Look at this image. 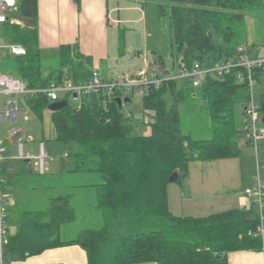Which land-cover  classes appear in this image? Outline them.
I'll use <instances>...</instances> for the list:
<instances>
[{"label":"trees","instance_id":"obj_1","mask_svg":"<svg viewBox=\"0 0 264 264\" xmlns=\"http://www.w3.org/2000/svg\"><path fill=\"white\" fill-rule=\"evenodd\" d=\"M154 1L159 17L171 29V64L185 67L235 58L237 48L248 45L246 14L264 12V0ZM17 4L15 19L36 22L37 0H18ZM3 25L4 38L26 53L7 55L1 72L19 79L27 90L65 81L80 85L91 78L94 71L85 65L89 59L69 45L59 48V68L43 77L36 28L8 21ZM154 64L164 67L163 56ZM239 73L246 77V71L234 69L220 78L207 77L196 89L210 120V138L201 140L181 130L177 104L184 101L186 92L195 90L185 82L162 85L141 97L142 109L151 118L147 135L133 134L131 114L126 115L112 99L105 104L102 93L81 97L79 107L69 105V96L60 98L68 104L51 112L55 141L81 148L75 155L74 172L99 176L101 183L94 186L95 208L103 227L62 241L61 227L73 221L74 211L70 198L60 197L45 211L20 215L17 233L6 237L5 259L21 261L70 245L85 251L86 264H228L230 253L262 252L263 240L254 236L259 218L253 205L194 218L172 215L167 203L168 179L175 171L184 191L190 162L240 156L243 131L236 106L246 105L250 96L247 82L236 79ZM263 74L264 69L255 70V82ZM50 103L40 92L23 94L19 100L21 109L26 106L39 119ZM259 112L264 113V95L259 98ZM2 173L8 182L3 169Z\"/></svg>","mask_w":264,"mask_h":264},{"label":"rangeland","instance_id":"obj_2","mask_svg":"<svg viewBox=\"0 0 264 264\" xmlns=\"http://www.w3.org/2000/svg\"><path fill=\"white\" fill-rule=\"evenodd\" d=\"M18 2V0H16ZM94 2L88 11L82 8V2L78 4L72 0L74 8L77 10L75 23L78 29L72 36H69L70 45L76 47V50L89 59L85 63L86 67L95 71L98 76L105 81L112 80L121 73H137L144 68V61L149 64L157 62L158 56L164 58L166 67L170 68L172 63L171 29L165 18H160L154 0H91ZM245 28L247 41L257 44L260 50L264 51V12H259L256 16L246 14ZM63 38L58 37V43ZM41 66L44 72H52L59 68L58 47L42 48ZM261 51V52H262ZM155 52V53H154ZM152 68H159L154 64ZM2 61L0 60V73ZM264 94V75L260 76L252 87V95L259 102V95ZM64 98V95H60ZM7 97L0 95V110L4 108V102ZM69 105L79 107V100H68ZM246 105H237L236 119L239 121L241 110ZM179 112L180 126L184 134H188L192 139L201 140L210 138V120L206 112L204 102L200 98L198 90L186 92L184 101L177 104ZM23 113L20 114L15 123L10 124L0 120V137L11 139L7 133L16 130L22 126L27 131V137L23 139L22 145L25 150L27 146L35 148V153L39 152L40 143L44 144V153L46 158L43 162L45 172L40 174L39 167H32L33 161L23 160L7 163L3 160L5 151L1 154L2 160L0 168H19L26 173V179L30 181L43 182H84L88 187L84 189H70L71 206L74 208V219L69 224L62 226L61 240L67 241L76 238L79 232L83 230H98L103 227V219L100 212L95 208V196L91 189L96 183H101L99 176L95 173L88 176H61L57 172L63 164L64 172L73 170L75 155L81 152V148L74 143H62L55 141V131L51 122V112L45 109L42 112V118L39 119L26 106H22ZM123 111L126 115L131 114V124L133 134L147 135L149 132L148 123L151 121L150 114L144 112L141 105V97L131 94L130 102L123 105ZM260 117L264 113L259 112ZM2 115V112H0ZM28 121H24V118ZM243 119V118H242ZM264 128V124H262ZM31 136V137H30ZM34 138V141L30 140ZM29 137V138H28ZM13 139H11V142ZM8 141H4V146ZM16 143V148L18 143ZM241 151L240 156L236 158L215 160L214 162L199 163L194 166L193 179L195 181L194 193L182 196L180 186L172 183L168 187H174L175 192L169 189L170 202L173 198L176 200L180 216L188 217L196 211L188 210L189 206L197 201V185L204 188L203 194H206L210 203L215 200L225 199L233 195L244 196V190L251 186V180L254 175H258L264 183V144L260 146L257 153L253 148L239 142ZM5 149V148H4ZM18 155V151H17ZM257 159V160H256ZM54 162L52 169L47 171V163ZM61 163V164H59ZM261 163V164H260ZM63 172V173H64ZM213 172L216 174V187L210 184L208 190L207 182L213 178ZM40 174V175H39ZM86 175V174H84ZM24 176V177H25ZM200 187V186H199ZM197 194V195H196ZM216 194V195H214ZM245 197V196H244ZM199 199V198H198ZM184 210L182 208V201ZM199 203V202H198ZM245 207H248L246 205ZM195 209V208H193ZM210 214L213 211H208ZM203 213V212H201ZM199 213V214H201ZM184 214V215H183ZM179 217V216H178ZM264 244V237L262 238ZM264 248V245H263Z\"/></svg>","mask_w":264,"mask_h":264},{"label":"crops","instance_id":"obj_3","mask_svg":"<svg viewBox=\"0 0 264 264\" xmlns=\"http://www.w3.org/2000/svg\"><path fill=\"white\" fill-rule=\"evenodd\" d=\"M81 2H82V8L85 9V11H88L89 7L94 4V2L91 0H81ZM76 13H77V10L74 8L72 0H37V20H36L35 28H36L37 37H38L40 57L42 55L41 49L44 47L60 48L62 46H67V45L71 46L70 45L71 39H69V36H72L75 30L78 29L77 27L78 25L75 23ZM13 15L14 13H11L9 15L10 17V21H8L9 23H16V24L25 26L19 23V20L15 19ZM3 31H4V25L0 24V60L1 61H3L4 58L7 55H9V52L6 47L10 45L9 42L6 40V38H4ZM58 37L63 38L62 40H60L59 43L57 42ZM248 45L258 46L257 44H254V43H249ZM82 56L84 57V55ZM151 63H156V62L152 61ZM145 64H147L148 67H150L149 66L150 63L148 64L146 60L144 61V66ZM52 72H48V70L44 72V70L42 69L43 77H47ZM259 79L257 83H259ZM261 95H264V94H260L259 98ZM255 101L259 104L257 100ZM242 110H244V107ZM242 118L239 120V125H242L243 123ZM26 120L28 121V119L25 117L24 121ZM15 129H16L15 131L17 132V134L11 138L13 139L12 142H11V139H8L7 137L5 138L0 137L1 140L8 141L4 147L6 155L3 158V160L7 162L8 164L13 161L20 160L18 159L17 148L15 147L16 146L15 142H17L18 139L20 138L21 131L24 130L25 132L24 137L25 138L27 137V131L23 129L22 126H18ZM7 130H8L7 133L9 134L10 131L8 127H7ZM30 140L34 141L33 136ZM242 143L244 144V142ZM263 144H264V139L261 141L260 145H263ZM41 146L44 152V147H45L44 144L40 143V147ZM246 146H249V145H246ZM40 147H39V151H40ZM249 147L252 148L251 146ZM26 148L27 150H25L24 146L22 148V154L24 156V159L22 160L24 162H29V160L31 159L33 161L32 167H35V168L38 167L37 157L39 155V152L37 155V153H35V148L33 149L31 146H27ZM206 162H212V161H193L189 163L188 174L185 180L184 191H182L180 188L182 196L186 194V190L189 191V195H191L192 192L193 193L195 192L194 186L196 184H195V181L192 175L194 174L193 172V169L195 168L194 166H199L197 164L206 163ZM53 164L54 162L47 163L48 172L52 169ZM2 169L8 176V179H7L8 182H6L4 186V194L10 198V201L7 203V206H6L7 226H8L7 237H13L17 233V226H18L20 215L22 213L32 212V211H45L53 200L60 198V197H67V196L71 198V194L68 193L70 189L80 190V189H84L85 187H88V185L84 184V182H80V183L74 182L73 183L71 181L70 182L65 181L63 184L60 182L54 183L52 181L43 182V183H39L38 181L28 182L25 176L26 173L20 170L19 168H15L14 166L11 168L8 165H7V168H5V165H4ZM60 169L62 170H59L57 173L60 174L61 176L65 175V176L73 177L75 175L88 176V174H92V173H76L73 170L64 172L63 164H61ZM216 179H217L216 174H214L213 172V178H209L207 182L208 190L210 188V184H213V187H216ZM97 184L95 183L94 186ZM170 184L172 183H169L166 188L168 209L172 215L177 216V217L178 216L183 217V216H180L182 215L181 214L182 210L181 209L179 210L176 200L173 198V203L170 202V195H169L168 188H171L170 189L171 192H175L174 187L173 188L168 187ZM94 186L92 187L94 188ZM196 187H197L196 191L200 193V196L196 194L197 201L199 200L198 201L199 203L195 202L191 206H189L188 210L190 209V211H196V212H194L192 216L190 214L188 217H194V218L206 217L208 215H211L210 212L208 211H213L212 214H216V213L226 212L229 210L248 208L245 206L246 205L249 206L248 199L242 196V194L241 196L233 195L231 197H226L225 199H220V200H215L213 198V203L212 202L210 203L207 200L209 199L208 198L209 195L207 196L206 194H203L204 188L202 187V185L199 184ZM91 190H93L94 196H95L94 189H91ZM69 202L71 205V199H69ZM184 203L185 201L183 200L182 201L183 210H184ZM72 209L74 211L73 207ZM61 234H62V227L60 230V236ZM227 259H228V264H264V248L262 252L260 253H255L252 251L233 252V253L228 254ZM86 263H87V257H86L85 251L78 245H70V246L61 247V248L45 250L38 255L27 257L21 261L9 259L4 264H86ZM142 264H156V263H142Z\"/></svg>","mask_w":264,"mask_h":264},{"label":"built area","instance_id":"obj_4","mask_svg":"<svg viewBox=\"0 0 264 264\" xmlns=\"http://www.w3.org/2000/svg\"><path fill=\"white\" fill-rule=\"evenodd\" d=\"M18 4L16 0H0V24L10 21L9 15L17 11ZM7 50L10 55L24 56L26 51L19 45H8ZM260 50L258 46L241 45L237 48V55L235 58L228 61L216 63L211 66H201L199 63H193L190 67L179 66L171 64V67L152 68L145 64L144 68L139 72L121 73L115 76L112 80H102L94 71L88 82L80 85H73L69 82L62 84H50L48 88L29 91L24 84L17 78L0 73V95L7 97L4 102V108L0 110V120L13 124L16 118L23 113L19 100L23 94L40 92L47 96L51 103L57 102L60 95L69 96L70 99L79 100L81 97L90 94L102 93L106 96V100L114 98H127L131 94H137L140 97L146 96L151 90L159 89L162 85L169 83L185 82L192 88H199L207 77H223L228 75L234 69H243L246 71V77L241 73L236 76L238 82H247L249 91V101L244 107L243 123L241 129L243 131L242 141L251 146L255 153L260 148V143L264 139V128L262 126V118L259 114V104L254 100L252 95V87L255 83V70L264 69V51ZM76 95L73 98V95ZM17 132L12 130L9 136H15ZM24 130L21 131V136L18 139L17 151L18 159H24L22 154V142L24 137ZM4 141L0 139V162L2 160L1 154L4 153ZM45 153L40 147L37 163L40 174H43L45 169L43 167ZM6 184V179L0 168V264H4L7 260L4 257V246L7 237V203L10 198L4 194L3 187ZM244 196L248 199L250 205L256 209L259 226L254 236L263 238L264 236V183L256 174L251 180V186L244 190Z\"/></svg>","mask_w":264,"mask_h":264},{"label":"water","instance_id":"obj_5","mask_svg":"<svg viewBox=\"0 0 264 264\" xmlns=\"http://www.w3.org/2000/svg\"><path fill=\"white\" fill-rule=\"evenodd\" d=\"M19 23L29 27V28H33L35 27V24L36 22L35 21H30V20H19ZM75 94L73 95V98H75ZM112 102L115 103L117 105V107L120 109L122 108L123 105L127 104L130 102V99L129 98H114L112 99ZM67 101L65 100H61L59 102H53V103H50L49 106L47 107V109L50 111V112H55V111H58L64 107L67 106ZM262 124H264V117L262 118L261 120ZM178 181V172L175 171L168 179V182L169 183H176Z\"/></svg>","mask_w":264,"mask_h":264}]
</instances>
